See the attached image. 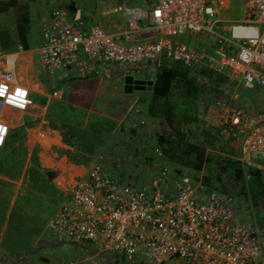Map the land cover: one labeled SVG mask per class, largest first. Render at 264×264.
<instances>
[{
  "label": "built area",
  "instance_id": "built-area-1",
  "mask_svg": "<svg viewBox=\"0 0 264 264\" xmlns=\"http://www.w3.org/2000/svg\"><path fill=\"white\" fill-rule=\"evenodd\" d=\"M221 1L156 0L149 11L118 6L128 16L116 33L72 20L58 8L42 27L40 61L49 72L75 65L81 54L123 65L177 63L188 70L228 71L247 89L264 87V28L258 25L264 26V0H245L242 20L230 26L229 37L214 32L217 20L211 19ZM203 32L215 44L212 53L180 39L184 33ZM229 48L236 50L235 56ZM23 50L19 44L0 51V144L8 132L2 110L25 111L31 104L15 71ZM208 108L227 112L231 133L241 135V166L264 172V112L254 115L221 97L213 98ZM236 211L233 195L196 186L186 173L173 177L162 166L152 183L134 184L118 179L98 159L52 215L48 230L59 238L90 242L97 251L139 256L154 264H264V233L250 220H238Z\"/></svg>",
  "mask_w": 264,
  "mask_h": 264
},
{
  "label": "crops",
  "instance_id": "crops-1",
  "mask_svg": "<svg viewBox=\"0 0 264 264\" xmlns=\"http://www.w3.org/2000/svg\"><path fill=\"white\" fill-rule=\"evenodd\" d=\"M19 2L29 7L31 28L38 30L42 43V27L58 8L66 10L72 20L80 19L86 25L96 24L109 33H116L125 27L128 16V11L118 10V6L125 5L128 9L139 7L149 11L156 0ZM234 5H237L238 12L241 11V17L232 10ZM244 6L245 0H222L215 25L242 19ZM5 23L12 26L14 21L9 16H3L0 28ZM236 23L239 22L231 25ZM231 25H224L223 30L229 32ZM186 34L180 36L184 42ZM201 34L206 39L198 43L200 48L197 50L214 52L215 44L210 35L205 32ZM142 36L144 38L147 34ZM39 47L32 49L29 46L20 51L15 66L17 80L28 89L30 106L25 111L5 107L1 115L8 132L0 144V264H34V257L44 246L32 223V215L36 212L34 198L42 195V189H53L63 197L57 210L67 201L75 183L86 176L100 157H119L116 152L123 149L127 151L128 142L134 141H138L136 144H139L140 149L149 151L151 146L148 148V145H152L156 138L154 141V135L150 133L143 136V131L137 130V125L133 123L140 124L143 121L140 125H144L145 122L153 121L154 124L158 120L157 123L162 125L159 114L165 102L173 103L176 97L174 95L167 100L155 97L153 86L151 90H133L131 93L123 90V77L128 74L152 80L154 85L161 66L97 62L81 54L75 65L49 72L42 66ZM227 52L236 55L233 48L227 49ZM165 65L181 66L177 63ZM199 69L215 72V76L225 78L223 81H214L212 87L204 81L203 95L198 99L199 103L202 100L204 109L212 100L210 96L216 95L213 92L218 89L224 93L221 98L231 99L250 113L259 111L258 115L264 112V92L258 93L256 97L246 95L241 78L231 76L228 71L222 73L207 67L190 71L194 75ZM150 72L154 74L153 77L148 76ZM207 92L211 93L210 96ZM220 117L225 122L229 121L225 111ZM132 129L136 133H132ZM237 141L239 155L241 135ZM57 238L60 242L69 240ZM72 243H75L73 252L80 256V260L86 256L83 261L88 264L91 260L96 262L95 259L103 257L105 253L95 250L92 247L94 244L90 242ZM89 253L92 254L90 257ZM38 259L44 263L50 262L44 256ZM70 264L74 263L70 261Z\"/></svg>",
  "mask_w": 264,
  "mask_h": 264
},
{
  "label": "rangeland",
  "instance_id": "rangeland-1",
  "mask_svg": "<svg viewBox=\"0 0 264 264\" xmlns=\"http://www.w3.org/2000/svg\"><path fill=\"white\" fill-rule=\"evenodd\" d=\"M232 10L236 11L238 17H241V11L238 12L237 5H234ZM211 19H217V16ZM241 20L242 19L238 18V20L235 21L229 20L219 22L217 23V25H214V32L229 37V32H225L223 30V26L231 25L232 23L240 22ZM258 25L260 27V30L262 31L264 26L262 24ZM205 39V35L201 33H189L184 36V40L186 41V43H188L195 49H199L200 46L198 45V43L201 44L200 41ZM29 45L32 49L41 45L39 32L37 29L31 28ZM148 76L153 77L154 74L150 72ZM224 79L225 78L221 76L220 78L219 76H215L213 77V79L206 80V82L208 86H214V84H212L214 81H223ZM263 90V87L257 86L254 89L244 88L243 93H246V95L248 96L256 97L258 93L262 94L264 92ZM218 92L220 91L216 89L213 92L214 94L216 93V95L212 96H210V92L207 93L213 99L216 97L223 96V92H220V94ZM199 105L200 108L198 116L195 119L196 121L194 120L187 124L185 123L183 127L182 140L185 143H204L207 152L206 154L208 156L214 154V156H225L226 158L238 160L237 138H239V135H232L230 131L232 126L229 123L223 121V119H221L220 116L223 113V110L213 108L209 111L208 106L204 109L202 100H200ZM258 112L259 111L251 113L256 115ZM157 122L153 124V121H149L148 123L145 122L144 125H140L137 123L133 124L134 126L135 124L137 125V130L143 131V136L146 133L153 134L155 141L157 135L163 132V130L165 129L163 125L158 124ZM222 130L226 131L222 133ZM136 143H138V141H134L132 143L128 142L129 149L127 151H125V149L117 151L116 153L120 155L119 157L114 156L99 158L106 164L108 171H110L114 176H116L123 182H130L134 184H150L157 178L162 166H167L171 170V174L173 177H176L182 173H186L194 185H201L206 190L217 191L216 187H212L210 184L208 186L204 183L206 178L214 180L217 175H220L224 182H227V180L229 179V170L225 167L224 169H221V167L216 166L215 162L212 163L205 161V163L200 169H196L192 161H189V158L186 159L180 155L179 150L178 152L168 151V153L164 155L162 149L157 146L156 141L153 142L152 145H148V148L151 146L149 148V151L140 149L139 144ZM133 148L135 149V151ZM156 148L159 149L160 153L156 152ZM216 167L218 168V171ZM241 188V190L244 191L245 194H243L242 192L240 195H238V191L236 188L231 189V193L233 194L237 209L236 214L238 220H250L255 226L257 225V227L262 233H264V203L263 205L255 203L254 196L251 190V185L246 177L243 180V183H241ZM41 192L42 195L34 198L36 212L34 215H32V220L34 221L32 222L34 224V228H32L35 229L36 234H38L41 241L44 242V246L34 257V264H63L66 261V264H70V261L74 264H88L87 261H83L86 256L82 260H80V256L73 252L75 243L72 242H74V240L72 241V239L69 238L68 241L60 242L58 241V238L48 230L49 219L56 210L57 205L63 202V197L53 189L49 188L42 189ZM92 247L97 250L95 246ZM91 255L92 254L90 253L88 254L89 257ZM40 256L49 258L50 262H42L38 259L40 258ZM95 260L97 264H154L145 261L139 256H134L133 258H126L123 257L122 254H117L114 252H105L103 257H98Z\"/></svg>",
  "mask_w": 264,
  "mask_h": 264
},
{
  "label": "trees",
  "instance_id": "trees-1",
  "mask_svg": "<svg viewBox=\"0 0 264 264\" xmlns=\"http://www.w3.org/2000/svg\"><path fill=\"white\" fill-rule=\"evenodd\" d=\"M3 16H9L14 23L12 26L5 23L3 28H0V50L9 52L14 50L17 44L28 49L30 46L31 13L27 4L20 3L19 0H0V18ZM214 73L199 69L196 71V75H192L190 70L181 66L161 65L153 85V95L165 100L170 97L172 99L174 95L176 97L173 103L166 101L159 114L158 119L161 120L165 129L157 135V146L162 149L164 155L168 151L178 152L179 150L180 155L183 158H189L196 169H200L205 161L215 162L216 166L221 169L224 167L228 169L229 179L227 182H224L220 175H217L214 180L206 178L204 181L206 185L210 184L212 187H216L219 193L233 195L231 189L236 188L238 195L242 192L245 194L241 190V183L246 177L251 185L255 203L263 205L264 201L261 200H264V172L254 168H243L238 160L225 156H214V154L208 156L204 143H202L203 145L192 142L185 143L182 140L185 123L194 121L198 116L200 108L198 99L203 95L204 81L213 79ZM172 104L174 107H171ZM131 131L136 133L135 129ZM216 169L218 171L217 167Z\"/></svg>",
  "mask_w": 264,
  "mask_h": 264
},
{
  "label": "water",
  "instance_id": "water-1",
  "mask_svg": "<svg viewBox=\"0 0 264 264\" xmlns=\"http://www.w3.org/2000/svg\"><path fill=\"white\" fill-rule=\"evenodd\" d=\"M123 90L125 93H131L133 90H151L153 86L152 80L137 78L134 75H125L123 77Z\"/></svg>",
  "mask_w": 264,
  "mask_h": 264
}]
</instances>
